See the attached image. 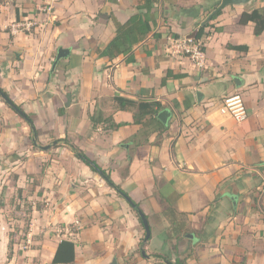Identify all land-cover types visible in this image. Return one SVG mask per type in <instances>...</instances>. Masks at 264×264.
<instances>
[{
	"label": "crops",
	"instance_id": "crops-1",
	"mask_svg": "<svg viewBox=\"0 0 264 264\" xmlns=\"http://www.w3.org/2000/svg\"><path fill=\"white\" fill-rule=\"evenodd\" d=\"M218 1L154 0L146 38L109 59L97 52L115 35L112 18L126 22L144 0H0V88L35 128L0 96V264H52L62 239L74 242V264H164L154 254L264 264V30L240 22L264 0L228 5L208 21L203 67L172 45ZM25 17L31 29L13 33ZM60 47L69 52L52 70ZM235 93L247 110L241 122L223 106ZM116 94L161 107L136 123ZM66 140L138 204L145 243L129 202Z\"/></svg>",
	"mask_w": 264,
	"mask_h": 264
},
{
	"label": "trees",
	"instance_id": "trees-1",
	"mask_svg": "<svg viewBox=\"0 0 264 264\" xmlns=\"http://www.w3.org/2000/svg\"><path fill=\"white\" fill-rule=\"evenodd\" d=\"M154 0H144V3L137 7L135 13H133L126 22L121 23L117 21L115 18H112L114 27H115V35L114 37L105 45L103 49H98V54L107 56L109 59H113L114 57L118 56L119 54H126L131 52L132 47L134 44L142 41L146 38L148 33L151 31L154 24H149V17L148 12L152 7V3ZM218 2H214L209 8L207 13H210L213 9L216 8ZM143 8L145 11L140 12L139 9ZM220 13L217 12L213 15L212 19ZM210 21V20H209ZM241 23H253L254 24V34L259 35L264 30V8L262 7H255L249 11H245L241 14L240 18ZM208 25V22L205 25L199 24L198 27L190 34L195 38H201L204 34V28ZM231 48L236 50H246V45H229ZM4 93L8 97V99L12 102V104L16 105L9 95L0 88V94ZM112 100L116 103V107L120 109H129L135 108V112L133 114L134 122L139 123L142 120V117L147 115H154L156 114L157 110L161 107V104L158 101H142L136 100L130 97H126L123 95L116 94L113 96ZM5 101V100H4ZM5 103L11 107V105L5 101ZM18 108L20 106L16 105ZM28 116V115H27ZM29 117V116H28ZM92 125L95 126L96 122H100L99 119L95 118L94 116L90 117ZM110 119L105 118L102 120L103 122H109ZM27 124L30 126L31 129H35L34 125L29 118V121L25 120ZM120 124L110 123V127L115 129ZM34 132V130H32ZM66 144L69 146L70 150L74 153V155L79 158L82 162L88 165L93 171L99 173L106 182L115 188L119 193L122 191L120 186L114 184L110 179V176L107 172L102 169L94 160L89 158L80 148L76 147L74 144L68 142L66 140ZM136 204V203H135ZM131 205V204H130ZM132 207V205H131ZM132 209L136 212L139 220L142 222L141 217L138 211L141 209L139 208L138 204ZM177 215L182 216L183 213L177 212ZM145 235V232H144ZM156 258L162 260L164 264H183L180 258H176L175 260H171L168 256L154 254ZM75 261V247L74 242L69 239H62L56 248V251L52 257V264H74Z\"/></svg>",
	"mask_w": 264,
	"mask_h": 264
},
{
	"label": "built area",
	"instance_id": "built-area-1",
	"mask_svg": "<svg viewBox=\"0 0 264 264\" xmlns=\"http://www.w3.org/2000/svg\"><path fill=\"white\" fill-rule=\"evenodd\" d=\"M39 10L48 11L50 10V6H48L47 9L40 7ZM32 25L33 23L31 19L25 17L21 20L14 21L11 24V31L15 33L19 30H30ZM172 45L175 53L183 54L189 57L199 67H203L205 65L206 54L202 47L201 38H195L192 35H187L182 38L173 39ZM223 106L228 114H230V116L237 122L245 120L248 116L244 98L239 93L226 96L223 99Z\"/></svg>",
	"mask_w": 264,
	"mask_h": 264
},
{
	"label": "water",
	"instance_id": "water-1",
	"mask_svg": "<svg viewBox=\"0 0 264 264\" xmlns=\"http://www.w3.org/2000/svg\"><path fill=\"white\" fill-rule=\"evenodd\" d=\"M249 1L251 0H219V3L218 5L216 6L215 9H213L206 17L205 19L202 21V25H205L209 20L212 19L213 15L217 12H219L220 10H222L224 7L228 6V5H239V4H246L248 3ZM69 52V49H64V48H58L57 50V54H56V57H55V60L52 64V70L54 69L57 61L62 58V57H65ZM1 97L7 101L11 107L13 108V110L19 114L22 118H24L25 120L29 121V117L27 116V114L21 109V108H18L16 105L12 104V102L8 99V97L6 96V94L4 93H1L0 94ZM158 118L163 122L165 123L167 121V118L169 116V113L168 111L166 110H163L161 112H159L157 114ZM120 193L122 194V196L129 202V204L132 205V207H135L136 204L126 195V193H124L123 191H120ZM140 217H141V220H142V223H143V226H144V230H145V236L143 238V243H145L149 238H150V228H149V225H148V222H147V219L145 217V215L142 213V211H138ZM189 235V234H187ZM141 253L143 256H145V252L144 250H141Z\"/></svg>",
	"mask_w": 264,
	"mask_h": 264
},
{
	"label": "rangeland",
	"instance_id": "rangeland-1",
	"mask_svg": "<svg viewBox=\"0 0 264 264\" xmlns=\"http://www.w3.org/2000/svg\"><path fill=\"white\" fill-rule=\"evenodd\" d=\"M1 96V95H0ZM2 98V97H1ZM3 99V98H2ZM12 108V107H11ZM13 109V108H12ZM18 116H20L18 114ZM21 120H25L24 118H22L20 116ZM34 137V134L32 135ZM27 200V199H25ZM22 203H20L21 205ZM14 207L16 206V203H13ZM19 208H21L19 206ZM30 211H31V205L28 203V200L23 202V207L21 208V213H20V218H21V225H20V228H22L23 230L27 228V224L29 222V219H30ZM142 249L145 250L143 244L141 246ZM163 263V262H162Z\"/></svg>",
	"mask_w": 264,
	"mask_h": 264
}]
</instances>
